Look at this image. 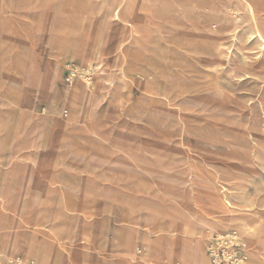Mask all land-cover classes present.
<instances>
[{"label":"rangeland","instance_id":"obj_1","mask_svg":"<svg viewBox=\"0 0 264 264\" xmlns=\"http://www.w3.org/2000/svg\"><path fill=\"white\" fill-rule=\"evenodd\" d=\"M117 4L116 0H36L27 12L21 11L14 29L25 64L22 83L0 85V132L5 129L0 136L8 142L5 156L0 155V191H4L0 213L11 227L0 230L3 251L11 262L0 260V264H38L37 250L41 264H127V256L118 253L123 242L133 245L131 264L142 263L141 258L150 262L146 264H162V249L151 243L165 235L166 227L170 246L187 253L200 220L197 206L204 207L205 194L222 183L241 194L240 202L256 222L263 251L255 264H264V67L252 65L253 46L243 41L228 58H217L197 52L194 42L206 37L184 35L165 53L145 61L154 81L153 94L147 103L142 96L146 87L141 93L137 87L133 96L140 94L131 103L127 69L132 46L126 29H121L117 46L107 43L100 56L108 66L123 63L120 96L111 102L122 111L145 107L125 116L116 109L105 118L103 102L92 119V107L103 98L99 96L80 97L69 103L68 114L61 111L72 88L66 64L76 68L74 85L83 84L82 72L89 64L83 65L65 46L50 49L46 36L54 29L60 36L79 31V42L88 48L95 39L85 27L101 29L103 18ZM49 9L55 17L47 16ZM127 12L122 9L120 16L126 19ZM88 16L93 21H82ZM211 39L225 45L232 40L221 34ZM7 42L14 47L13 38ZM27 43L39 72L25 55ZM244 62L255 68V76L242 77L243 71L234 68ZM90 75L95 78L97 73L93 70ZM4 87L11 88L8 100L14 104L19 96L15 106L8 104L11 109L4 104ZM52 87H57L61 99L44 93ZM164 89L185 101L163 102ZM43 100L48 103L44 110ZM54 101L59 113L52 109ZM31 110L55 118L34 132ZM84 115L91 117L89 122ZM73 124L91 128L83 131ZM197 232L205 237L202 230ZM231 232L235 231L221 235ZM216 236L213 233L204 246L207 257L206 248Z\"/></svg>","mask_w":264,"mask_h":264},{"label":"bare ground","instance_id":"obj_2","mask_svg":"<svg viewBox=\"0 0 264 264\" xmlns=\"http://www.w3.org/2000/svg\"><path fill=\"white\" fill-rule=\"evenodd\" d=\"M19 1L22 11L32 8L34 1L36 3V0ZM55 1L53 0V3ZM116 1L118 4L112 12L103 18L101 29L97 28V30H93L89 26L85 27L87 35L91 39H95V42L88 48H84L82 42H79L78 36L81 33L79 31H72L68 34L64 33L63 36H60L56 29L49 32L48 41L50 49L65 46L70 48L71 53L81 59L83 65L85 63L89 64V69H85L87 71L84 70L82 72L83 84L81 85H78V83L74 85L72 82L75 76H77L72 75L74 71L76 72L74 65L72 63L66 64V69L69 74L68 81L71 82L72 88L67 93V98L63 103L64 108L61 111H64V115L68 114L65 112V109L69 110V103L75 99L85 97L89 100L91 97L99 96L104 98L102 95L105 94V91H109V86L106 83L118 80L120 84L119 88H121L124 82L125 72L123 71V65L117 64L110 69L107 63H104L100 57V49L108 39L110 22H114L121 29H126L132 46V50H129L130 60L127 69L129 81L131 84H138L139 79L145 80L144 86L146 90H144L142 96L147 99V103L151 100L153 94L154 81L148 68L140 62V58L145 63L146 60L165 53L167 45L174 42V35L179 27L186 26L188 29L198 28L204 31L218 30L232 39L227 45L218 40H198L194 42L198 53L208 52L211 56L217 58H228L233 53L232 48L234 49L237 44L245 41L250 46H253L255 48L254 51H256L253 56L254 63L252 65L264 67V2L262 0H231L230 3H225V0H212V2L202 0L200 1L201 3L197 4L191 0ZM205 2L209 4L207 5ZM122 9L130 13V19H123L120 16ZM51 11V9L46 10V13L48 12L47 16H49ZM53 13L55 12L52 11L51 17H55L54 15L56 14ZM163 29H165L166 33H162ZM100 31H102L101 36H99ZM167 31H173V33H167ZM28 46L27 43L23 47L28 49ZM137 48L140 49L137 50ZM122 54L124 53H121L120 57ZM91 57L93 59H90ZM98 60L102 64L98 63V65H93ZM234 68L239 71L242 70V77L245 78L256 75L254 72L255 68H250L247 62H244L241 68L239 66ZM93 70L97 73L95 78H92L90 75ZM166 90L164 89L163 91V102H172L176 101V99H179L181 102L185 101L184 97L178 94L171 95ZM116 91L114 99L120 96V90L118 89ZM53 95L56 98L58 97L57 87H54ZM53 103L52 109L59 113L60 108L55 105V101ZM262 103H264L263 99H261ZM205 196L208 198V202L204 207L197 206L200 220L193 233L195 235L192 238L193 245L188 249L187 253H181L171 247L172 245L169 243L166 235L170 232H166V227L163 231L165 235L160 236L155 244L153 242L151 243L162 249V264H210L211 260H209L210 258L206 256L204 251L205 244L210 240L213 233L219 236L231 230L237 232L240 238L243 239V264H255L257 257L263 251V244L255 230L256 222L253 221V217L244 209L247 205L240 202L244 200L241 194L230 190L222 183L218 188L206 193ZM15 224L16 221L14 220L12 222V229ZM198 226L199 228H197ZM6 227L11 228L10 223L6 220V216L0 213V230ZM198 229L199 231L202 230L201 234H205V237L204 235H198ZM1 237L0 234V260L3 263H9L11 261L3 251ZM119 247L121 250L118 253L125 254L127 256L125 260H128L127 264H131L135 260L133 245L127 246L123 242ZM37 252L34 257L38 264H41V258H39ZM141 259L142 263L140 264L150 263L143 258Z\"/></svg>","mask_w":264,"mask_h":264},{"label":"crops","instance_id":"obj_3","mask_svg":"<svg viewBox=\"0 0 264 264\" xmlns=\"http://www.w3.org/2000/svg\"><path fill=\"white\" fill-rule=\"evenodd\" d=\"M191 1L195 2L196 4L201 3L200 0H191ZM225 1H226L225 3H230L231 0H225ZM262 1L264 2V0H262ZM207 2H212V0H207ZM207 2H205V4L208 5L209 3H207ZM1 3H2V5H0V23H1L0 39L2 40L1 44L3 46H0V85L3 87L6 84L7 85L11 84L13 87H15L16 85L18 86V85H20V83H22V79H23L22 73H23V69L25 67V64L21 62V58L23 55L22 54V46L16 45V31L17 30L14 29L16 26V23L21 20L22 9H21L19 0L18 1L9 0V2H7L6 4L3 3V0H0V4ZM25 11L27 12V10H25ZM125 15H126L125 16L126 19H130L129 18L130 17L129 12H127ZM49 16H52V11L50 12ZM88 17H89V19L84 18V20H82V21H84V22L93 21L92 16H88ZM97 17H98L97 21L99 22V24H101L102 16L99 14ZM109 24H110V26H109L110 28L108 30V39L104 42V45L100 49V53L102 51H104L105 49H107V45H106L107 43L111 44L112 46H117V44H118V39L120 37L122 30L118 25L114 24V22H110ZM12 28L14 30H12ZM162 31H163L162 33H166L165 29H163ZM167 33H173V31H167ZM188 34H194L196 36L200 35L201 38L206 37L209 40H212L211 37H213L215 34L225 35V34H222L221 32H219L218 30H216V31L215 30L204 31V30H200L198 28L188 29L186 26H183V27H179V29H177V32L175 35L173 34L175 36L174 42L167 45V48L175 46L178 43V40L180 38H182L184 35H188ZM242 34L245 35L244 33H242ZM101 35H102V31H100V33H99V36H101ZM11 38H13V40L15 42L14 47L7 46V43H8L7 39H11ZM46 38L49 39V34L46 36ZM28 53L32 55V52L30 51V49H29V52H25V55L29 56V59L31 58V60L33 61V63H32L33 67L32 68H34L35 71L39 72L37 62L35 63L34 58L30 57V55H28ZM142 63L144 64V66H146V63H144V62H142ZM117 64L109 66L110 69L113 68ZM119 64H123L122 61ZM51 65L54 67V64H51ZM52 70H53V68H52ZM106 84L109 86V91L108 92L105 91V94L106 93L107 94L102 95V96H104V98H101V100L97 103V105L92 107V109L94 110L92 119H94L96 114H97L98 106L100 105V103H103V102L105 104H107L106 105L107 109L105 111V118H111L112 113L116 109L119 111V113H121L125 116V115H128L130 113H133V111H137L139 109L144 108L143 106L132 107L129 110L122 111L121 107L118 104H114L113 102H111V99H114V95L117 92L116 90L121 89V88H119V86H120L119 81L114 80V81H112L110 83H106ZM58 85H59V82H57V87H58ZM137 87H140L139 91L141 93V91L143 90V87H144V81L140 80L138 84H131L130 85L131 98H132L131 103H133L134 98L140 94L139 93L137 96H133V92H134L135 88H137ZM13 91H15V90L13 89ZM46 91L47 92H44V93H49L51 95L54 92V88L53 87L48 88ZM10 93H11V88L8 89L7 87H4V91L2 92V94H5L6 96L3 98V100H4V104H7L5 106L8 109L12 108V106H9L8 104L12 103L15 106L17 103H19L18 94L16 95V96H18L16 104L13 103L14 102L13 100H8V96L10 97ZM64 93H65V91L63 92V94ZM10 99H11V97H10ZM58 99H61L59 92H58ZM40 100H42V99H40ZM37 102H35V103L37 104ZM40 103L44 104L45 108H42L43 110L47 109L48 103L46 101L43 100V102H40ZM31 111H32L31 114L33 113L32 117L34 120L33 126L31 125V129H33L34 132L42 131L43 128L48 123V121L54 120V118H55L54 115L50 114V113H48V115L44 118L42 115V112H38L36 110H31ZM84 118L85 119L88 118L87 120L89 122L91 117L89 118V117H87V115H84ZM60 124L62 125L61 126V128H62L63 124H64L62 122V120L58 123V126ZM73 125H76L78 127V129L83 130V131L84 130L89 131V129L91 128V127H89L88 129H85L84 124H79V125L73 124ZM0 134H2V135L5 134V129H4V132L1 131ZM7 148H8V142H7L6 138L5 137L1 138V136H0V155L3 154V156H5L4 154H5V151ZM0 192H4V191L1 190ZM174 243L177 244V242H174ZM154 250H155V252H157L156 248H154ZM15 259H17V258H15ZM13 264H16V262L14 261Z\"/></svg>","mask_w":264,"mask_h":264},{"label":"built area","instance_id":"obj_4","mask_svg":"<svg viewBox=\"0 0 264 264\" xmlns=\"http://www.w3.org/2000/svg\"><path fill=\"white\" fill-rule=\"evenodd\" d=\"M241 241L236 232L216 236L206 248L211 264H243Z\"/></svg>","mask_w":264,"mask_h":264}]
</instances>
